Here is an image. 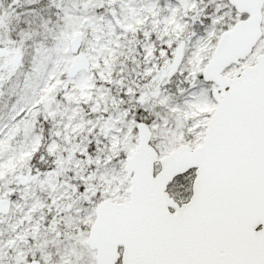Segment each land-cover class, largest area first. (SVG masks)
<instances>
[{
	"label": "snow or ice",
	"instance_id": "obj_1",
	"mask_svg": "<svg viewBox=\"0 0 264 264\" xmlns=\"http://www.w3.org/2000/svg\"><path fill=\"white\" fill-rule=\"evenodd\" d=\"M0 264H264V0H0Z\"/></svg>",
	"mask_w": 264,
	"mask_h": 264
}]
</instances>
